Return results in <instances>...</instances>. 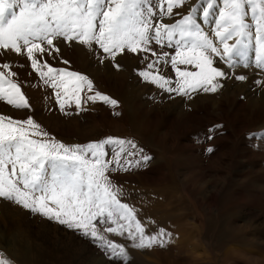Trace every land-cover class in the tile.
<instances>
[{
    "label": "rangeland",
    "instance_id": "374dc122",
    "mask_svg": "<svg viewBox=\"0 0 264 264\" xmlns=\"http://www.w3.org/2000/svg\"><path fill=\"white\" fill-rule=\"evenodd\" d=\"M194 6H201V0H186L173 9L180 15L165 16L162 22L174 23ZM155 10L153 26L159 22V8ZM213 19L198 15L203 30L215 41ZM54 45L58 53L49 55L45 43L46 51L35 57L41 64L92 81L93 91L85 87L80 93V108L69 101L61 110L59 89L45 83L46 78L32 68L26 50L17 54L0 49V65L10 64L16 73L11 78L20 84L29 104L16 109L0 100V115L21 121L30 117L49 134L45 139L69 147L107 137L128 138L138 145L137 152L142 149L151 157L147 166L106 173L118 199L135 210L146 233L165 229L171 234L163 237L164 247L140 249L127 233L104 231L116 225L99 217L98 230L125 247L127 264H264V137L259 135L264 133V68L255 66L252 47L248 67L242 63L229 67L213 57L214 67L225 73L215 81L219 85L215 92L197 89L177 95L139 75L141 71L159 74L176 87L177 74L170 63L175 49L166 40L149 45L156 56L125 50L115 60L97 44L89 48L60 38ZM163 53H168V62L148 69ZM177 67L195 70L189 65ZM96 91L118 105L88 101L87 96ZM61 99H66L63 93ZM106 159H112L111 151ZM110 257V252L79 231L0 198V259L9 264H117Z\"/></svg>",
    "mask_w": 264,
    "mask_h": 264
},
{
    "label": "snow or ice",
    "instance_id": "6c2138e0",
    "mask_svg": "<svg viewBox=\"0 0 264 264\" xmlns=\"http://www.w3.org/2000/svg\"><path fill=\"white\" fill-rule=\"evenodd\" d=\"M185 3L186 0H0V49L17 54L26 50L32 68L41 78H46L45 83L59 89L56 96L62 111L69 101H74L79 109L81 91L86 87L92 92L94 86L86 75L56 69L36 59L35 53L46 51L42 47L45 43L51 49L49 55L52 51L58 53L60 49L54 45V40L60 38L89 48L97 44L113 60L125 50L151 52L156 56L149 45L153 40L157 45L166 40L168 46L175 49L170 63L177 74L176 87L170 86L171 79L159 74L141 71L139 75L177 95H188L197 89L217 90L219 85L215 81L225 73L214 67L213 57H219L229 67L238 63L248 67L251 46L255 66L264 68V0H222L220 7L217 5L221 0H201V6L192 7L176 22H162L165 16L180 15L173 9ZM157 8L159 22L153 26ZM198 15L205 20L214 17L215 41L203 30ZM167 58L168 53H163L147 65L148 69L161 61L167 63ZM177 65H189L195 70L182 71ZM116 67L119 68L118 63ZM0 68L7 70L0 71V100L16 109L28 108L20 84L11 78L16 73L11 71L10 64L5 62ZM44 68L47 71H43ZM236 79L243 81L246 77ZM61 93L66 99H61ZM87 100L118 105L117 100L99 91L87 96ZM259 135L264 137V133ZM48 136L30 117L21 121L0 115V198L79 231L102 250L110 252V258L117 264H127L128 253L123 245L101 234L97 228L99 217L116 225L104 231L119 236L127 233L136 248L165 246L163 237L171 234L165 229L155 234L146 233L136 219L135 210L118 199L106 174L127 171L132 166H147L151 157L142 149L137 152L134 140L107 137L84 146L69 147L54 138L45 139ZM109 151L112 152L110 160L106 159ZM125 155L140 159H123ZM0 264L9 262L0 259Z\"/></svg>",
    "mask_w": 264,
    "mask_h": 264
},
{
    "label": "bare ground",
    "instance_id": "6f19581e",
    "mask_svg": "<svg viewBox=\"0 0 264 264\" xmlns=\"http://www.w3.org/2000/svg\"><path fill=\"white\" fill-rule=\"evenodd\" d=\"M213 17V16H212ZM211 18V17H210ZM23 252V251H22ZM30 252H28V254H29ZM255 262H256V260H255ZM257 264V263H256Z\"/></svg>",
    "mask_w": 264,
    "mask_h": 264
}]
</instances>
